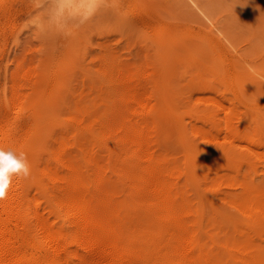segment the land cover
Wrapping results in <instances>:
<instances>
[{
    "label": "rangeland",
    "instance_id": "rangeland-1",
    "mask_svg": "<svg viewBox=\"0 0 264 264\" xmlns=\"http://www.w3.org/2000/svg\"><path fill=\"white\" fill-rule=\"evenodd\" d=\"M79 1L0 0V133L5 92L18 100L13 113L37 102L41 120L6 134L22 144L36 138L31 162L59 175L68 172L51 157L59 152L87 182L95 164L102 167L96 177L121 202L122 149L63 123L97 120L114 130L146 122L156 159L197 171L180 183L203 228L229 240L245 233L264 247V219L252 224L235 204L264 194V0H106L99 8ZM30 193L58 228L40 190Z\"/></svg>",
    "mask_w": 264,
    "mask_h": 264
},
{
    "label": "bare ground",
    "instance_id": "bare-ground-1",
    "mask_svg": "<svg viewBox=\"0 0 264 264\" xmlns=\"http://www.w3.org/2000/svg\"><path fill=\"white\" fill-rule=\"evenodd\" d=\"M86 1H92L95 8L106 4V0ZM127 16L131 17V14ZM4 97L5 116L2 119L7 124L6 129L30 128L41 120L37 102L22 105L13 113V106L18 101L16 95L5 92ZM133 100L139 104V99ZM148 114L149 110L142 114L144 120ZM52 118L47 120L51 122ZM94 123L85 125L83 120L70 117L63 125L74 129L77 135L88 132L105 145L113 139L112 142L122 149V156L126 158L123 166L116 170L125 192L121 202L117 201L113 191L102 186V178L96 177L100 167L95 161L93 171L88 170L92 173L87 172L90 179L87 182L84 174L78 171L79 165L75 163L77 170L60 152L55 153L51 157L68 170L67 175L62 176L31 162L30 151L36 138L27 136L22 144L19 134V137L15 133L6 134V129H3L5 133H0V147L26 153L31 170L28 178L14 177L7 197L0 201V264H264V247L252 244L247 234L242 233V240H229L227 235L203 228L201 211L195 210L184 197V185L180 183L182 176L187 182L193 181L197 171L187 164L183 168L177 164L167 166L165 157L160 156L166 162L159 157L156 159L149 148L146 122L141 121L140 127L133 122L136 127L120 122V128L115 131L103 129L97 120ZM185 155L189 156V153L185 152ZM202 155H197L200 163L206 160ZM33 186L40 190L48 213L60 222L58 228L40 211L41 202H35L30 193ZM204 191L210 190L206 187ZM259 191L252 195L248 190L251 198L235 203L237 210L252 224H262L264 219V194Z\"/></svg>",
    "mask_w": 264,
    "mask_h": 264
},
{
    "label": "clouds",
    "instance_id": "clouds-1",
    "mask_svg": "<svg viewBox=\"0 0 264 264\" xmlns=\"http://www.w3.org/2000/svg\"><path fill=\"white\" fill-rule=\"evenodd\" d=\"M31 175L26 153L0 147V201L4 200L14 177Z\"/></svg>",
    "mask_w": 264,
    "mask_h": 264
}]
</instances>
